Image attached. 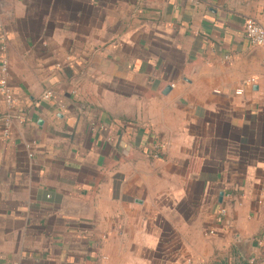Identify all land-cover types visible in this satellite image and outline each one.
Here are the masks:
<instances>
[{
    "label": "crops",
    "instance_id": "obj_1",
    "mask_svg": "<svg viewBox=\"0 0 264 264\" xmlns=\"http://www.w3.org/2000/svg\"><path fill=\"white\" fill-rule=\"evenodd\" d=\"M248 17L264 0H0V264H264Z\"/></svg>",
    "mask_w": 264,
    "mask_h": 264
},
{
    "label": "built area",
    "instance_id": "obj_2",
    "mask_svg": "<svg viewBox=\"0 0 264 264\" xmlns=\"http://www.w3.org/2000/svg\"><path fill=\"white\" fill-rule=\"evenodd\" d=\"M244 33L246 37L249 39L251 44L255 46H261L264 47V24H262L260 21L253 17H248L244 23ZM7 75H8V64L6 60H3L1 64V76H0V90L5 94L6 101L9 107H12L15 98L13 96V93L11 89L8 87V81H7ZM253 79L246 82L247 85H250L253 83ZM243 89L240 88L236 91V93H242ZM50 92L45 94V97L48 98L50 96ZM12 120L11 115H7L6 119V126H10V122ZM228 215V209L225 205H221L217 212H216V221L219 224H224L226 217ZM215 230H210L209 234H215Z\"/></svg>",
    "mask_w": 264,
    "mask_h": 264
},
{
    "label": "water",
    "instance_id": "obj_3",
    "mask_svg": "<svg viewBox=\"0 0 264 264\" xmlns=\"http://www.w3.org/2000/svg\"><path fill=\"white\" fill-rule=\"evenodd\" d=\"M223 193H221V197H222Z\"/></svg>",
    "mask_w": 264,
    "mask_h": 264
}]
</instances>
